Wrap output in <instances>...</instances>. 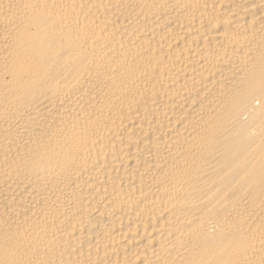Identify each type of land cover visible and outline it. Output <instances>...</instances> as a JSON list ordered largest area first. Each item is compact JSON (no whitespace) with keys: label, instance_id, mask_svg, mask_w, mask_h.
I'll return each mask as SVG.
<instances>
[{"label":"bare ground","instance_id":"1","mask_svg":"<svg viewBox=\"0 0 264 264\" xmlns=\"http://www.w3.org/2000/svg\"><path fill=\"white\" fill-rule=\"evenodd\" d=\"M0 264H264V0H0Z\"/></svg>","mask_w":264,"mask_h":264}]
</instances>
